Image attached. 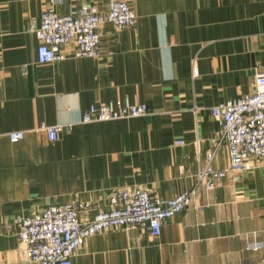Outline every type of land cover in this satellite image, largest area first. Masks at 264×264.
I'll list each match as a JSON object with an SVG mask.
<instances>
[{
    "label": "crops",
    "instance_id": "1",
    "mask_svg": "<svg viewBox=\"0 0 264 264\" xmlns=\"http://www.w3.org/2000/svg\"><path fill=\"white\" fill-rule=\"evenodd\" d=\"M93 1L108 12V0ZM129 2L136 26H102L99 58H77L72 42L63 61L42 65L34 28L46 0H0V264L26 262L19 216L71 204L91 220L119 188H148L167 200L192 189L221 132L212 108L255 91L264 72V0ZM81 3L56 8L65 14ZM126 101L150 114L81 122L92 105ZM42 125L73 127L52 143ZM12 132L25 138L13 142ZM229 164L222 146L214 166ZM252 165L212 190L200 184L160 237L102 232L73 264H264V167Z\"/></svg>",
    "mask_w": 264,
    "mask_h": 264
},
{
    "label": "built area",
    "instance_id": "2",
    "mask_svg": "<svg viewBox=\"0 0 264 264\" xmlns=\"http://www.w3.org/2000/svg\"><path fill=\"white\" fill-rule=\"evenodd\" d=\"M61 1L46 0L40 26L34 28L39 41L38 63L42 65L63 61V49L72 42L77 46V58H99L102 26L112 24L116 30L123 31L137 24L129 0H108L106 13L93 0H82L77 8L59 14L56 7ZM149 114L145 104L100 103L90 106L81 122H111ZM212 115L221 128L220 136L201 163L192 189L167 200L148 188H119L110 194L109 209L99 211L91 220H81L82 206L71 204L52 205L40 213L19 216L15 223L19 227L18 238L26 247L25 264H73L74 256L86 241L102 232L145 229L158 238L166 220L192 206L200 184L212 190L215 182H222L229 174L250 170L254 162L264 167V72L257 74L253 94L214 106ZM72 127L42 125L39 130L55 143ZM8 137L18 142L25 138V132H12ZM178 144L183 145L184 141ZM222 146L228 149L230 164L219 169L214 166V160Z\"/></svg>",
    "mask_w": 264,
    "mask_h": 264
}]
</instances>
